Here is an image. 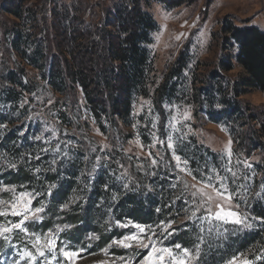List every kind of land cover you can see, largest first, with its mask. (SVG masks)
<instances>
[{
    "label": "rangeland",
    "instance_id": "1",
    "mask_svg": "<svg viewBox=\"0 0 264 264\" xmlns=\"http://www.w3.org/2000/svg\"><path fill=\"white\" fill-rule=\"evenodd\" d=\"M49 1L50 8H55L58 14L64 9L71 14L77 11L76 15L83 20V14L89 13L84 22L92 23L102 20L104 10L116 2L134 0H28L24 7L36 14L38 23L42 20L38 15L40 9L43 10L44 3L48 9ZM139 1L156 23V30L150 34L151 44L147 46L152 65L151 84L146 98H135L132 102V124L126 127L121 122L98 126L79 88L59 95L42 78L40 70L19 59L10 46L13 39L10 28L18 21L1 9L0 0V140L16 131L17 146L27 136L36 150L22 151L18 159L0 144V172L16 171L20 164H25L32 167L36 180H41L43 170L49 166L46 162L52 167L64 164L75 159L80 150L84 156L80 158V175H85L88 183L92 182L94 172L103 168L113 178L116 190L135 191L143 199L158 200L156 213H160L163 195L168 194L170 206L165 208L170 207L171 211L157 218L156 224L143 225L126 217L118 219L112 209L113 201L110 205L101 203L103 218L98 232L113 231L116 236L100 250H91L99 234L86 233L84 242L76 244L65 235L74 226L64 222L61 214L71 213L73 208L79 211L77 197L72 196L60 206V215L42 231L36 226L48 217L49 190L43 197L26 185L1 182L0 201L4 203H0V212L6 214L0 215V226L23 219L22 215L12 214V205L22 192L31 194V204L20 208L43 210L38 214L40 219L30 217L25 221L26 231L13 230L7 234L8 239L0 236V264L14 261L29 264L28 257L20 259L24 252L35 256L30 264H145L150 252L153 264H174L162 251L165 248L172 250L174 257H183L182 249H188L192 256L189 264H229L233 257L235 264L245 261L264 264V246L236 253L227 250L234 239L264 227V221L251 212L254 201H264V93L253 90L234 96L232 89L240 83L242 70L234 61L231 70L220 69V62L236 52L235 46L224 43L222 27L231 22L237 27L254 26L264 32V0H186L171 9ZM9 72L18 74L27 87V91L19 93L20 102L13 107L1 99L2 77ZM163 85L167 92L157 101L155 91ZM223 100L231 106L235 104L238 113L229 115L231 108ZM63 115L70 120L71 128L61 123ZM170 143L172 148L168 147ZM209 178L212 187L205 186ZM78 183L81 184L80 179ZM222 185L227 191L220 196L217 190L224 191ZM112 194L117 199L116 192ZM229 195L231 200L227 199ZM207 196L212 200L208 201ZM217 204L224 211L246 217L252 226L244 228L204 219L209 216L208 209L215 216L220 210ZM135 225L144 227L145 232L141 233ZM182 234L189 235L190 241L181 243L178 238ZM133 235L137 240L126 241L128 247L114 243ZM37 237L41 244L34 246ZM48 238L55 241L52 251L42 247ZM140 243L148 247H141ZM62 249L74 255L66 257ZM41 250L44 256L39 255Z\"/></svg>",
    "mask_w": 264,
    "mask_h": 264
},
{
    "label": "trees",
    "instance_id": "2",
    "mask_svg": "<svg viewBox=\"0 0 264 264\" xmlns=\"http://www.w3.org/2000/svg\"><path fill=\"white\" fill-rule=\"evenodd\" d=\"M27 1L2 0L1 3V9L18 21L10 28V34L13 35L10 46L16 50L19 59L26 66L40 70L42 78L59 95L68 94L67 92L72 91L74 87L79 88L88 111L98 126L103 123L112 126L121 122L129 127L132 124V102L135 98H146L149 93L147 87L151 84L152 65L147 46L151 44L150 34L156 30L155 21L143 10L140 1L116 2L110 9L104 10L102 20L92 23L84 22L89 19V13L83 14V20L76 15L77 11L71 14L64 9L58 14L55 8H50L51 1L48 3V9L47 3H44L43 10L40 9L38 15L42 20L37 23L34 18L36 14L29 13L30 11L24 7ZM141 1L146 4L159 3L170 9L178 8L186 2V0ZM47 14L50 17L45 16ZM221 32L224 43L235 46L236 52L233 57L228 56L227 61L220 62V69L231 70V61H234L243 72L240 83L232 89L234 96L239 97L246 91L253 90L264 93V32L254 26L237 27L231 22H227ZM17 75L9 72L2 77L4 86L1 99L12 107L20 102L19 93L27 91V87L23 86ZM166 92L164 85L160 89L157 88L155 91L157 101ZM223 101L226 107L231 108L229 115L238 113L235 104L231 106L227 100ZM66 117L61 118V123L66 128H71V122ZM16 135V131L9 132L0 140L5 151L18 159L21 158L22 151L36 152L27 136L23 137L17 146L14 143L17 140ZM78 152L75 159L66 160L64 164L52 167L46 162L49 166L43 170L41 180H36L32 175V167L27 168L25 164H20L16 171L1 170L0 183L26 185L41 193L43 197L45 191L49 190L50 198L46 207L48 217L42 224H37V229L43 231L49 228L53 218L60 215L58 208L67 203L72 196L78 198L76 205L79 211L73 208L71 213L61 215L66 219L64 222L74 226L72 231L65 233L74 244L84 242L83 237L86 233L99 234L98 227L103 218L99 207L101 203L110 205L113 201L112 209L114 214L117 213L118 219L126 217L143 225L156 224L160 217L171 211L170 207L165 208L171 200L168 194L163 195V202L158 210L160 213H156L158 200L153 196L143 199L135 191L116 190L113 178L103 168L94 172L92 182L88 183L87 177L80 175L82 167L80 158L84 156L82 151ZM78 179L81 181L80 185ZM112 191L116 192L117 199H114ZM251 207L253 216L264 221V201L256 200ZM113 236H116L113 231L100 233L90 249L100 250ZM181 236L178 240L183 244L191 239L186 234ZM231 245L227 249L229 253L250 249L253 246L263 247L264 227L234 239Z\"/></svg>",
    "mask_w": 264,
    "mask_h": 264
},
{
    "label": "snow or ice",
    "instance_id": "3",
    "mask_svg": "<svg viewBox=\"0 0 264 264\" xmlns=\"http://www.w3.org/2000/svg\"><path fill=\"white\" fill-rule=\"evenodd\" d=\"M187 118H188L187 113H185V119H187ZM169 139H171V137H169ZM229 144H231V141L229 142ZM168 147L172 148L173 145L170 143L168 145ZM229 154H230V152H229ZM176 159H177V161H179L180 157L177 156ZM11 166L15 167V165H11ZM229 171H230V169H229ZM233 175H235V173H233ZM210 180H211V178H209V183L207 185H205L206 187H212ZM125 187H127V185H125ZM222 187H224V186L222 185ZM13 191H15V190L13 189ZM198 191H200V190H198ZM226 191H227L226 187H224V191L217 190V195L223 196L224 192H226ZM193 195L195 196V193H193ZM204 195H206V194H204ZM227 199L231 200V196L229 195L227 197ZM207 200L211 201L212 197L207 196ZM0 203H4V202L0 201ZM30 204H31V194L26 193V192L20 193L18 200L16 202H14L12 205V214L13 215H22L23 219L20 222L14 223L10 226H0V236H3L4 239H8L7 234L12 233L13 230L18 229L21 231H26L24 228V224H25V221H27L30 217L35 218V219H40L38 214L40 212H42V210H43L42 208L30 209L28 207H23V208L19 207L20 205H30ZM64 207H67V205H65ZM216 207L220 210L215 213V216L212 217L211 216V209H208L209 216L204 217V219H215V220H219V221L224 222V223H233V224H237V225H242L244 228H250L252 226L251 224H249L247 222L246 217H240L238 213L233 212V211H224L223 206L220 204H217ZM5 214L6 213H4V212H0V215H5ZM193 215H195V214H193ZM135 227H137L141 233L145 232L144 227H142L140 225H135ZM149 239H151V238H149ZM130 240H137V237L135 235L128 236V237H125L124 240L114 241V243H119L124 247H128L129 244L126 243V241H130ZM40 244H41L40 238L37 237L34 241V246L40 245ZM140 246L141 247H148L147 244H143V243H140ZM42 247H46V248H48L49 251H52V249L55 247V241L52 240L51 238H48L47 243L45 245H43ZM153 248H154V251H158L155 249L154 246H153ZM176 248H178V249L181 248V245H176ZM197 249H199L198 245H197ZM61 251H63V254L69 258L74 255V253L69 252V251H64L63 249ZM162 251L167 253L168 257H170L174 260V264H189V260L192 258L191 253L188 249H182L183 257H180V256L174 257L173 251L170 249H167V248L163 249ZM39 255L44 256L45 255L44 251H42V250L39 251ZM152 256H153V253L150 252L148 257L145 258V264H153ZM25 257L29 258V264H30V261H34L36 259L35 256H33L32 253H30V252H24L23 255H21L20 259L24 260ZM160 260L164 261V257L161 256ZM235 260H236V257H233V260L230 261L229 264H235ZM14 264H20V262L14 261ZM165 264H167V262H165ZM244 264H247V261H245Z\"/></svg>",
    "mask_w": 264,
    "mask_h": 264
}]
</instances>
